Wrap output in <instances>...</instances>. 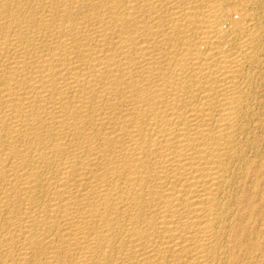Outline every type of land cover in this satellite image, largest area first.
Returning <instances> with one entry per match:
<instances>
[{
    "label": "bare ground",
    "instance_id": "obj_1",
    "mask_svg": "<svg viewBox=\"0 0 264 264\" xmlns=\"http://www.w3.org/2000/svg\"><path fill=\"white\" fill-rule=\"evenodd\" d=\"M0 264H264V0H0Z\"/></svg>",
    "mask_w": 264,
    "mask_h": 264
}]
</instances>
